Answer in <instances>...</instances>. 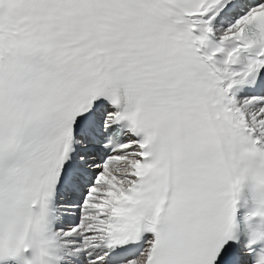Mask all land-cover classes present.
<instances>
[{
	"label": "snow or ice",
	"instance_id": "snow-or-ice-1",
	"mask_svg": "<svg viewBox=\"0 0 264 264\" xmlns=\"http://www.w3.org/2000/svg\"><path fill=\"white\" fill-rule=\"evenodd\" d=\"M0 264H264V0H0Z\"/></svg>",
	"mask_w": 264,
	"mask_h": 264
}]
</instances>
